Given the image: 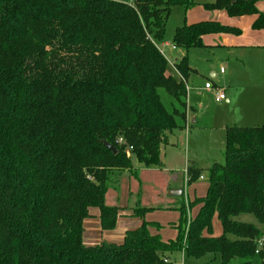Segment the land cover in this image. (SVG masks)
<instances>
[{
    "label": "trees",
    "instance_id": "1",
    "mask_svg": "<svg viewBox=\"0 0 264 264\" xmlns=\"http://www.w3.org/2000/svg\"><path fill=\"white\" fill-rule=\"evenodd\" d=\"M257 1L202 7L253 16L252 30L264 31ZM175 6L195 4L0 0V264H167L181 250L218 264H264V125L225 130L223 164L207 170V192L194 201L200 208L184 245V207L177 208L174 241L151 234L156 226L144 221L151 208L135 206L129 214L141 224L120 243L83 242L90 210L99 211L101 231H112L119 209L105 204L107 191L124 173L137 178V168L161 170L162 146L185 125L186 82L195 72L183 56L173 63L182 80L171 74L156 46ZM218 34L240 30L217 21L184 24L172 46L204 48L202 38ZM188 172L198 177L196 169ZM242 214L253 215L261 229L236 221ZM214 217L219 237L211 233Z\"/></svg>",
    "mask_w": 264,
    "mask_h": 264
},
{
    "label": "rangeland",
    "instance_id": "2",
    "mask_svg": "<svg viewBox=\"0 0 264 264\" xmlns=\"http://www.w3.org/2000/svg\"><path fill=\"white\" fill-rule=\"evenodd\" d=\"M195 6H204L208 4H212L215 0H191ZM259 5V9L264 13V0L257 1ZM194 6V8L185 9L183 7L175 6L171 9L169 18L166 24V31L164 40L162 43H167V46H163L159 44V48L164 54H168L170 51V47L172 46V39L173 33L175 28L181 27L186 24H190L194 21L198 20H205L209 21L198 9ZM203 8V7H202ZM203 11L212 12L217 19V22L227 26L231 25L230 27H235L241 30L242 25L240 26L239 22L242 20H246L251 16H243V17H230L225 10H213L207 11L203 8ZM241 20V21H240ZM234 25V26H233ZM231 36V35H229ZM236 36L232 35V38ZM238 38V37H236ZM207 40H215V37L207 36L204 37L203 43L206 44ZM180 52L182 54L183 50H178L176 55ZM175 54V53H174ZM238 55H242L237 53ZM184 56L187 57L188 64L192 69L197 70L201 76L193 77L195 85L197 83L204 84L205 78L209 79V69L214 72H218L219 68L225 72L224 75H218L217 77L213 78L212 81L216 83V85L224 87L227 89V96L231 89H235L232 85H235L236 76H237V66L241 69L243 63L242 57L239 56V59H234L235 52H227L221 51L220 49H201V48H193L189 49L187 52H184ZM169 60V58H168ZM170 61V60H169ZM169 64V63H168ZM236 64V66H235ZM169 70L172 74L175 75V72L170 68ZM258 67V66H257ZM249 68V65H248ZM239 74V72H238ZM242 75V74H241ZM258 78V77H257ZM191 79V80H192ZM260 87V88H258ZM249 88V87H248ZM254 93L257 98V91H262V80L256 81ZM249 94H253L250 91ZM160 96L161 102L164 107L170 111L171 110V99L167 96L163 89L158 91ZM190 102L192 104L196 103L194 95L189 96ZM201 97L198 96V99ZM245 99L240 101H236V104L231 105L230 109H227L225 106L227 104H211L208 101L204 103V107L202 112L199 113L201 117L204 113L205 118L204 120L211 121V112L216 111L215 114L221 118V120L229 125V127H240V128H252L264 125V121L260 118L258 120L251 119H244L243 114L241 113L240 109L246 105L244 103ZM187 111V105H186ZM220 121V120H219ZM248 121V122H247ZM219 126H214V132L209 133L207 128L199 129L195 125L192 128L189 125H184L182 129L176 130L174 133V140L176 143L175 147H167V158L163 157V152L161 154L162 162L166 165L163 167V173L160 176H147L144 179V183L137 181V180H124L123 175L119 180V187L114 190L117 194L119 192V204L117 208L119 209V215L122 213V216L131 212L135 206L141 207H149L151 208L148 213L144 216V221L153 224L156 227H150L149 231L151 234H158L160 239L164 242L167 241H174V238L178 235L177 228L179 227V222L181 219L180 212L177 208H183L185 212L186 222L184 225L183 230V245L186 239L187 231L189 228V223L194 217L197 215L200 205L194 204L196 199H202L206 195V189L208 186V179H207V170H205L208 166L206 165L208 160H213L218 164H223V150H224V133L218 128ZM212 130V129H211ZM191 135V136H190ZM187 136V137H186ZM190 136V137H189ZM189 137V140H188ZM188 140V141H187ZM189 161V162H187ZM168 163V164H167ZM170 163V164H169ZM187 166L201 168L202 179H199L200 175H198V179L195 175L193 178L187 172ZM136 168V167H135ZM205 170V171H204ZM137 172L139 173V168H137ZM187 172V173H186ZM165 173L168 176L175 175L176 182L175 185L179 186L183 192L182 198L177 197L175 198L174 203H169L170 198L167 196V192L165 191L167 177H164ZM163 174V175H162ZM167 176V175H166ZM122 179V182L120 183ZM197 179L193 182L190 180ZM147 181V182H146ZM172 185V184H171ZM145 186V187H144ZM172 187V186H171ZM113 194L115 196L116 194ZM113 199V198H112ZM110 201V200H109ZM147 202V205L142 206V202ZM144 203V202H143ZM119 206H123L120 208ZM187 208V209H186ZM129 209V210H128ZM236 221L247 223L255 226L258 229H261V226L258 224L256 218L249 214H242L236 217ZM120 224L123 222L120 221ZM118 220L116 222L115 228L112 231H102L101 239L104 242H112L110 239L111 237H115V241H118L120 237L123 235V226H119ZM220 223L216 217L212 219V227L211 233L213 236L221 235ZM85 229V226H84ZM177 238V237H176ZM175 238V239H176ZM119 243V242H114ZM172 256V263L170 264H218L217 260L215 261L210 255H205L200 259L187 257L183 250L180 253H175ZM170 256V255H169Z\"/></svg>",
    "mask_w": 264,
    "mask_h": 264
},
{
    "label": "crops",
    "instance_id": "3",
    "mask_svg": "<svg viewBox=\"0 0 264 264\" xmlns=\"http://www.w3.org/2000/svg\"><path fill=\"white\" fill-rule=\"evenodd\" d=\"M195 7L198 9V11H199V9H201L200 11H202L203 12L202 14L205 16L203 18H206V16H207V18H209L207 20L217 21V19L215 18V15L212 12L211 13L210 12L206 13V11L204 12L202 6H195ZM256 7L260 12H262L260 10L261 8L259 9L258 3H256ZM192 8H194V7H192ZM254 20H255V17H253V16L247 18L246 20L245 19L242 21L240 20L241 22H239V24H240V26L242 25L243 32H241V30L239 29L240 34L239 35H233V36H236L238 38H236V37L232 38L231 34L207 35L208 37L209 36L215 37V39H217V41L207 40L206 44H204L202 42V44L204 45V48H201V49H220L221 51H227L229 53L235 52L234 59L237 60V59H239V56H241L243 62L242 61H239V62L243 63V64L241 66V69L237 66V76H236V80L234 79L235 85H232V86H235V87H232L235 89H231V87H228V88H230L228 96L226 93L227 89H225L224 87L216 85V83L214 81H212V79L217 77L218 75L222 76L225 74L224 71L221 73L220 70L222 68H219V71L217 73L212 71L211 69H209L208 70L209 71V79L205 78L203 85H201V83H197V85H195V84H193L194 79H192V78L201 76V74L197 70L192 69L190 67L192 70H194L195 73L186 82L187 111H186L185 125L186 124L189 125L190 128H192L193 125H195L199 129H203V128L206 129L207 128V130L210 129V130H208L209 133H212L215 131L213 129L214 126H219L218 128H220V130L225 134V130L227 128H229V125H226V123L224 124V122L221 120V118H219L215 114V112H216L215 110L211 112V117H210L212 119L211 121H209V120L205 121L204 120V118H205L204 113L201 114L202 115L201 117L199 116V113L202 112L203 107H204V103H206L207 101L211 104L214 103L216 105H221L222 103L227 104L228 106H225V107L227 109H230L231 105L236 104V101H239V99L241 102L243 99H245L244 103H246V105L240 109L241 113L245 117V118H243V120L250 118L251 121H253L255 119L258 120L260 118L262 121H264V31L252 30L251 26H252ZM201 21H205V20H198V21H194L190 24H186V23H184V24L191 25V24L198 23ZM224 25H226V24H224ZM229 26H231V25H229ZM229 35H231V36H229ZM207 36H204V37H207ZM204 37L202 38V41H203ZM159 44H162L163 46H167L169 48V45L167 43H159ZM159 44H157V46H158L157 48H159ZM178 50H180V49L172 50V46H171L168 54L167 55L165 54L167 56V58H169L170 63L172 65L174 62H176L177 60H180L184 56L185 51H183L181 55H180V52L178 53V55H176ZM237 53H240L242 55H238ZM248 65H249V68H248ZM235 66H236V64H235ZM238 72H239V74H238ZM261 80H262V91H259V90L257 91V98H256V95L254 93V90L256 89L255 84H256V81L261 82ZM206 83H210L213 88L223 89L225 91V97H226L225 100L220 102V103H216L214 100L213 91L212 90H205L204 86ZM248 87L251 88L250 91L253 94H249V88ZM258 88H260V87H258ZM192 95H194L195 100H197L196 103H194V104H192L190 102L189 96H192ZM198 96H200L201 98L198 99ZM174 133L169 136L168 144L165 146H162V148H161V154L163 152V157L167 158V150H166L167 147H170V149H171V147L173 148L176 146V143L174 140V135H175ZM189 137H188V140H189ZM187 162H189V161H187ZM213 164H218V163L213 161V160H208V162L206 164L208 167L205 170H208ZM165 165L166 164L163 162V167ZM162 169L158 170V169L139 168V173L137 172V178L129 176V174H127V173H124L123 179L128 180V181L135 179L137 181L144 183L143 178H146L147 176L158 177L161 175V173L164 172ZM190 169H196L199 172L198 175H200V177H198V178L202 179L201 170H203V169L187 166V172ZM164 177H167V183H166L167 187L165 188V191L167 192V196H168V193L170 191H182L179 186L175 185V182L177 180L175 175L168 176V174L165 173ZM197 179H194L193 181H195ZM121 182H122V179H121L120 183ZM118 187H119V185H118ZM207 188H208V186H207ZM115 192L116 191H114L112 189H109L107 191L106 196H105V204L107 206L117 207L118 204L120 203L118 201L119 200V192L117 194ZM206 192H207V189H206ZM114 193L116 194L115 196H113ZM182 196L180 198H182ZM168 198H170V200H171V201H169V203L173 204L174 203L173 200H175V198H177V197L168 196ZM143 202L141 203L142 206L147 205V202H145V201H143ZM119 207L123 208V206H119ZM89 213H90V217L84 221L85 230L83 233V242L87 246H92V245H96V244H99V243L104 242V241H102V239H101L102 231L99 228V211L97 209H91ZM117 220H118V223L120 221L123 222L122 224L119 223V226H123V234L126 230L134 229L141 224V220L132 217L129 214V212H128V214H126L124 216H122V213H121ZM221 234H222V230H221ZM219 236H213V237H219ZM122 237H123V235L120 237V239H118V241H115L116 240L115 237L112 236L110 239L112 242H108V243H114V242L120 243L122 241ZM175 238H174V240H175ZM211 257L215 261L217 260V262H218L217 258H214L213 256H211ZM167 259L170 260L172 263V256L167 257Z\"/></svg>",
    "mask_w": 264,
    "mask_h": 264
},
{
    "label": "built area",
    "instance_id": "4",
    "mask_svg": "<svg viewBox=\"0 0 264 264\" xmlns=\"http://www.w3.org/2000/svg\"><path fill=\"white\" fill-rule=\"evenodd\" d=\"M157 46V45H156ZM158 47V46H157ZM159 50V52L164 56V58L167 60V62L170 65V68H172V70L175 72V76H177L178 78L181 79V77L179 76V74L177 73V71L175 70V68L173 67V65L170 63V61L168 60L167 56L161 51L160 48H157ZM176 49L175 47L172 46V50ZM221 73L223 72V70H220ZM182 80V79H181ZM205 90H212L213 94H214V100L216 103H220L222 101L225 100V91L221 88H213L212 85L210 83H206L204 86ZM187 89V88H186ZM119 142L121 143V140H119ZM90 179V178H89ZM187 209V208H186ZM190 223V222H188ZM185 242V241H184ZM185 244V243H184ZM184 253V252H183ZM164 263L170 264L171 261L168 259L164 260Z\"/></svg>",
    "mask_w": 264,
    "mask_h": 264
},
{
    "label": "water",
    "instance_id": "5",
    "mask_svg": "<svg viewBox=\"0 0 264 264\" xmlns=\"http://www.w3.org/2000/svg\"><path fill=\"white\" fill-rule=\"evenodd\" d=\"M105 146L113 153L115 154L116 153V150L110 146L109 144L105 143ZM183 195V192L182 191H170L168 193V196H171V197H181Z\"/></svg>",
    "mask_w": 264,
    "mask_h": 264
}]
</instances>
